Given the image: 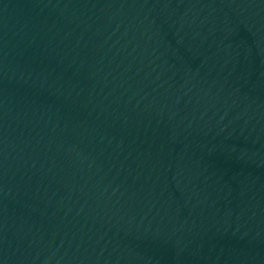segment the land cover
Listing matches in <instances>:
<instances>
[{
    "label": "water",
    "instance_id": "1",
    "mask_svg": "<svg viewBox=\"0 0 264 264\" xmlns=\"http://www.w3.org/2000/svg\"><path fill=\"white\" fill-rule=\"evenodd\" d=\"M0 264H264V0H0Z\"/></svg>",
    "mask_w": 264,
    "mask_h": 264
}]
</instances>
